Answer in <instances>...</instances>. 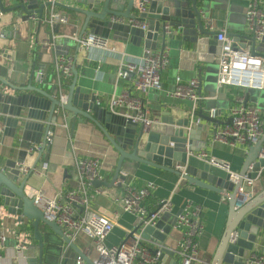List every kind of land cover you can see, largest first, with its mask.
<instances>
[{
    "label": "crops",
    "instance_id": "obj_1",
    "mask_svg": "<svg viewBox=\"0 0 264 264\" xmlns=\"http://www.w3.org/2000/svg\"><path fill=\"white\" fill-rule=\"evenodd\" d=\"M57 1L72 5L71 0ZM37 2L38 6L34 11L47 0H37ZM247 2L248 0H209L206 2L207 6L203 17L204 25L211 31L225 28L229 33L228 35L233 38L235 48L249 50L252 53L255 49L258 54L263 55L264 41L262 43L256 42L254 45L247 32L245 19ZM151 3L152 0L149 7H151ZM18 4H20L18 0H7V4L3 5L5 9H1L2 16L0 15V76L16 87L10 91L12 95L32 93L40 96L38 89L54 93L57 89L54 63L59 54L66 53L74 58V65L78 72L77 86H81L83 91L94 96L108 99L123 90L116 74L119 64L127 61L140 62L146 50L149 49L145 46L144 39L137 40L132 36L121 38L113 32L110 34L111 46L107 49L97 47L78 49L68 37L74 33H81L83 24L81 15L56 6L57 10L68 16L67 23L58 24L56 28L39 27L24 20L26 12L22 9L9 10ZM127 5V1L122 5L124 12ZM48 12L49 8H46L44 14L46 15ZM127 20L125 19L126 22ZM145 21L150 25L149 18H146ZM208 22H211L212 28L209 27ZM53 32L60 35L57 50L55 53L43 52L40 60L35 61L33 58L35 49L31 46L32 39L38 40ZM166 45L169 63L161 72L163 89H152L146 95L151 118L155 121L159 120L162 112L166 111L170 112L172 118L177 121L191 116L193 112L200 113L201 111L204 115L209 116L210 110L216 109L217 117L214 119L217 122L204 119L200 121L204 128L199 142H204L206 145L200 152L189 154V164L198 168L203 167L207 162L200 158L199 154L206 153L209 156L228 161L231 169L239 173L244 166L249 146L233 147L220 141H214L212 135L218 125L227 121L230 110L236 105V98L239 95L246 97V94L249 93V102L257 104L263 113L264 89L238 88L232 85L220 86L218 83L219 54H215L213 62H195L193 58L187 55V42L178 29L173 31ZM161 47L159 45L157 50H160ZM40 70H42L43 76L40 75ZM36 72L37 78L34 74ZM178 77L183 82L197 78L203 99L196 106V109L192 100L170 94L176 86ZM73 81L74 76L72 75L65 84L64 94L69 93ZM258 94L262 95L259 99L256 98ZM7 109V106L0 99V125L5 122L6 116H8V113H3L7 112ZM116 111L125 114L124 109ZM66 116V121L61 123L57 121L56 125L54 124L51 142L41 156L36 151H29L23 146L22 131L17 132L13 137L9 135L0 139V169L8 177L15 179L17 184H20L22 178L25 177L18 171L17 164L19 162H23L31 168L34 165L39 168L43 162H48L46 172L34 171L28 178L25 188L29 196H32L36 190H42L52 197L61 190L74 187L77 183L75 168L77 157L100 159L102 162V180L104 181L110 182L115 175L120 153L101 128L83 116H78V119H82L84 122L77 120L74 123L72 122V114ZM113 137L115 138V136ZM128 150L131 149L128 148ZM211 171L219 175L227 174L226 171L212 165ZM121 172V174H127L125 180L131 182L130 184L134 188H147L149 190V196L146 200L147 208L157 209L164 199L171 201V211L165 213L161 218L166 225L172 224L170 233L162 242L164 245L162 263L182 264L185 253H187L191 257V264H210L226 230L230 204L228 200H224V195L191 184L175 172L127 159L123 161ZM102 187L104 193L95 198L94 206L97 210L110 216H114L116 213L120 214L113 232L107 238L108 244H118L134 230L143 215L142 213L121 212L120 204L114 201L115 195L123 189L121 185ZM263 190L264 178L260 175L249 189L248 201L255 198ZM187 200H193L195 204L202 207L204 229L195 236L185 237L184 231L175 228L174 223L176 215L185 206ZM146 215L145 212L144 216ZM39 229L45 237L50 238L48 242L44 243V263L76 264L75 254L67 247V244L63 245L64 257L53 258L54 255H51V252H55L57 248L53 247L50 241L55 240L61 243V240L54 236L51 238L52 232L46 224L41 223ZM1 231L5 233L7 240L0 248L2 256L0 264H18L21 260L24 264H28V261L29 264H38L40 246L34 237L35 229L30 222L18 223L16 217L10 215L5 206L0 207ZM21 232L27 234L32 240V244L25 252L26 259L25 257L20 258L23 256L18 255L15 250L17 234ZM190 235H194L193 231H190ZM185 238L191 246L183 244ZM153 239L155 238L150 240ZM73 241L89 258H95L96 252L93 247L91 248V242L84 234L79 233ZM244 256L246 264H259L253 259L264 258V229L259 231L253 249L245 250ZM30 260H34V262H30Z\"/></svg>",
    "mask_w": 264,
    "mask_h": 264
},
{
    "label": "water",
    "instance_id": "obj_2",
    "mask_svg": "<svg viewBox=\"0 0 264 264\" xmlns=\"http://www.w3.org/2000/svg\"><path fill=\"white\" fill-rule=\"evenodd\" d=\"M71 1L72 5L59 1L53 4L83 17L80 35L88 30L96 31L105 36H110L113 32L121 38L132 36L137 40L144 39L147 48L156 50L159 45L165 46L170 38L166 30L168 25L174 30L178 29L179 33L184 36V40L187 42L186 53L195 62H213L215 54H219L221 51V42L216 38L218 32L211 31L204 25L203 17L205 16L206 2L209 0H152L148 12L141 17L136 13L135 0ZM126 1L128 5L124 12L122 5ZM51 5L52 3L49 1L40 4L36 10L40 18L44 16L45 9ZM37 6V0H30V4L27 6L18 4L9 10L22 9L29 13ZM0 8L5 9L2 0H0ZM112 16L128 20L149 18V29L143 30L127 23L112 21ZM76 18L78 19V17ZM57 25L55 24L53 27L56 28ZM250 38L255 45V38ZM77 48L79 49L78 46ZM253 54H258V52L254 49ZM72 71L74 81L65 102L60 100L57 89L54 93L38 89L40 96L32 93L6 94L3 96L0 93V99L8 108L7 112H3L8 113V116L4 122V134L0 139L9 135L13 137L17 132L22 131L23 146L27 150L34 149L41 156L48 149V145L44 144L40 150H37L35 145L47 139L57 121L60 123L66 121L67 114H72L73 123L77 120L84 122V120L78 119V116L91 120L101 128L120 153L113 179L110 182L96 179L94 181L95 186H113L120 177L123 161L127 159L175 172L191 184L224 195L230 204L226 230L210 264H246L245 250L253 249L259 231L264 229V190L241 206L236 204L238 203V192L245 176L257 179L264 170V156H262L264 132L254 144L249 146L244 166L239 172V178L237 182H233L230 180L229 174L219 175L212 172L211 165L208 163L201 168L189 164V154L200 152L206 145L204 142H199L204 128L200 122L201 119L217 122L214 118L204 115L200 111V113L193 112L191 116L175 121L171 113L165 111L162 112L159 120L152 123L150 130L144 132L140 124L133 122L127 115L97 105L94 95L83 91L81 86H77L78 72L75 65ZM34 74L37 78V72ZM2 84L16 88L0 76V87ZM260 96L262 97L261 94H258L256 98L259 99ZM249 99L250 94L248 93L245 101L249 102ZM175 163L184 165V169H177ZM30 175L31 173L27 174L22 178L21 183L17 184L15 179L8 177L0 169V207L5 206L7 212L15 216L18 223L30 222L34 227V237L40 246L38 264H46L43 262L44 243L50 239L41 233L39 229L41 223L50 228L51 238L54 236L61 240V243L55 240L50 241L52 246L57 248L55 252H51V255H54L53 258L64 257L63 245L67 244V247L75 254L76 260L81 257L84 264H95L75 244L73 239L64 233L59 224L48 220L34 204L25 188ZM171 229L172 224L166 225L160 218L154 225L144 226L141 222L134 228L133 232L141 231L145 239L155 238L164 242ZM233 237L235 238L232 239ZM30 262H34V260H30ZM18 264H24L23 260L19 261Z\"/></svg>",
    "mask_w": 264,
    "mask_h": 264
},
{
    "label": "built area",
    "instance_id": "obj_3",
    "mask_svg": "<svg viewBox=\"0 0 264 264\" xmlns=\"http://www.w3.org/2000/svg\"><path fill=\"white\" fill-rule=\"evenodd\" d=\"M20 4L28 5L30 0H18ZM52 3L49 12L42 18L39 17L34 9L26 13L24 20L34 23L39 27H51L55 24L67 23L68 16L56 9L57 0H47ZM151 0H135L136 13L139 17L148 12ZM0 15L2 11L0 8ZM246 28L250 37L255 41L262 43L264 39V0H248L245 10ZM112 21L127 23L132 27H139L148 30L149 25L145 20L133 19L127 20L112 16ZM212 28L211 22H208ZM168 35L173 34V28L166 26ZM217 40L221 42V51L218 56L219 76L218 83L220 86L232 85L238 88H258L264 89V56L253 54L249 50L237 49L233 46V38L228 35L225 28L217 31ZM56 33V32H55ZM54 32L44 38L32 39V47L38 52L55 53L60 40V35ZM80 49H90L97 47L107 49L111 46L110 36L102 35L96 31L88 30L83 35L74 33L68 37ZM62 40V38H61ZM169 63L167 45L162 46L160 50H146L140 62H121L117 68L116 74L119 82L123 86L122 92L114 94L108 99L95 96V102L99 106L106 107L115 111L124 109L125 115L131 118L133 122L140 124L144 132H148L155 119L151 118V113L147 107L146 95L152 89H163L161 81V72ZM74 58L66 53H61L56 57L54 63L55 85L58 95L62 102H65L67 95L63 93L66 82L73 75ZM40 75L43 76L42 70ZM14 88L8 84H2L0 93L4 96L10 94ZM172 96L187 98L192 100L194 108L203 99L200 85L197 78L183 82L177 78L176 86L170 93ZM245 95H239L229 113L226 122L218 125L213 132V140L220 141L230 146L239 145L250 146L254 144L264 132L263 113L255 103L246 102ZM209 116L217 117V110L211 109ZM5 125H0V136L4 134ZM52 132L43 142L35 145L37 150L51 142ZM29 151H35L29 149ZM200 158L208 164L222 169L230 176V180L237 182L239 173L231 169L228 161L209 156L206 153H200ZM264 156V149H262ZM48 162H43L39 168H33L25 165L23 162L17 164L19 173L24 177L34 171L46 172ZM184 165L176 164V168L184 169ZM77 172V183L74 187L61 190L55 196H48L42 190L33 192L31 198L34 204L43 212L44 216L55 221L62 228L64 233L72 239H75L79 233L84 234L91 242L96 256L93 260L95 264H163L162 255L164 245L162 242L153 239H145L141 231L130 232L126 238L118 244H108L107 238L113 232L116 222L119 219V213L114 216L107 215L95 208V198L102 196L103 187L94 185L96 179L102 180L101 168L102 162L95 157H77L75 160ZM122 173V172H121ZM114 182L113 186L121 185L123 187L114 198V201L121 206V212L142 213L138 224L143 222L144 226L151 224L162 218V216L171 211V201L164 199L159 207L154 211H149L146 206V200L149 196L147 188L137 189L127 182V174H121ZM264 178V170L260 174ZM260 176H258L259 178ZM255 179L245 176L243 184L238 192L237 206H241L249 200V189L253 186ZM224 200H228L224 197ZM146 212V216L144 213ZM203 209L193 202L187 200L185 206L176 215L174 227L182 229L184 235L195 236L204 229L202 221ZM151 213V214H150ZM193 231L194 235H190ZM133 232V233H132ZM132 233V235H131ZM233 237L232 239H234ZM7 237L3 231L0 232V248L6 242ZM147 240V241H146ZM32 244L31 238L21 232L17 234L15 250L18 255L25 257V252ZM183 244L191 246L183 240ZM0 254V258H1ZM26 259V257H25ZM253 261L262 264L264 258L258 257ZM63 264V263H60ZM76 264H84V260L79 257ZM182 264H191V257L185 253Z\"/></svg>",
    "mask_w": 264,
    "mask_h": 264
},
{
    "label": "trees",
    "instance_id": "obj_4",
    "mask_svg": "<svg viewBox=\"0 0 264 264\" xmlns=\"http://www.w3.org/2000/svg\"><path fill=\"white\" fill-rule=\"evenodd\" d=\"M40 57H41V53L38 52L37 50H34L33 52V58L35 61H38L40 60ZM150 211H154L155 209H153L152 207H148Z\"/></svg>",
    "mask_w": 264,
    "mask_h": 264
},
{
    "label": "rangeland",
    "instance_id": "obj_5",
    "mask_svg": "<svg viewBox=\"0 0 264 264\" xmlns=\"http://www.w3.org/2000/svg\"><path fill=\"white\" fill-rule=\"evenodd\" d=\"M2 2L4 6L7 4V0H2Z\"/></svg>",
    "mask_w": 264,
    "mask_h": 264
}]
</instances>
